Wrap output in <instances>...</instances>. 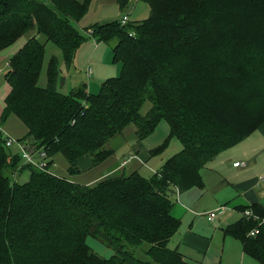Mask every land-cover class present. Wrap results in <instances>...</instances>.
<instances>
[{
  "label": "trees",
  "instance_id": "16d2710c",
  "mask_svg": "<svg viewBox=\"0 0 264 264\" xmlns=\"http://www.w3.org/2000/svg\"><path fill=\"white\" fill-rule=\"evenodd\" d=\"M90 1L0 0V51L26 36L7 61L0 120L14 116L26 130L22 140L29 138L44 159L60 154L71 175L83 155L92 167L104 161L112 153L104 144L130 124L129 135L140 141L165 122L167 135L149 157L172 138L180 149L148 178L121 169L80 185L48 172L49 159L41 169L17 165L20 155L4 147L0 130V264H190L168 246L179 227L170 198L175 189L202 188V167L264 122V0H114L121 11L144 3L148 14L135 23L92 24L83 35L73 23ZM38 36L60 51L65 67L85 36L111 42L119 73L96 94L84 84L62 94L50 57L39 87L44 42ZM144 101L149 107L141 115ZM236 211L240 217L222 235L264 264L263 209L254 203ZM87 236L113 254L93 253Z\"/></svg>",
  "mask_w": 264,
  "mask_h": 264
},
{
  "label": "rangeland",
  "instance_id": "374dc122",
  "mask_svg": "<svg viewBox=\"0 0 264 264\" xmlns=\"http://www.w3.org/2000/svg\"><path fill=\"white\" fill-rule=\"evenodd\" d=\"M109 8L110 5H106L105 0L94 1L91 8L84 14L83 18L80 19L79 24L73 23L74 28L79 33L86 35L85 33L88 32L86 29L90 27L88 25H91L94 21L98 22L94 24H103L114 20L115 15H113V13L106 14ZM122 11L128 13L129 10L125 9ZM146 14H148L147 6L144 3L138 2L132 13L128 15V22L135 23L140 21L147 16ZM122 16L123 15H121L119 19ZM36 38L41 43L44 42L41 36ZM24 40H26L25 35L0 51V116L3 109L4 97L8 93V85L4 79V74L8 69L7 61L19 48H21L24 44ZM96 46L97 48H95ZM111 46V42H96L93 38L85 36L84 41L75 51L71 67H65L60 51L50 42H44V53L37 85L39 87H44L46 63L50 57H53L57 61L56 67L58 75L62 78L61 83L56 86V91L67 94L77 86L84 84L87 93L96 94L102 82L109 78L116 77L119 73V63L113 62L110 58L109 50ZM87 69L90 70L89 74H87ZM148 107L149 103L144 101L139 109V113L143 115ZM21 127L23 126H21L20 122L12 115H9L5 121L0 120V130L3 139L10 137L12 140H16L8 147V150L14 153L18 151L17 145L23 144L27 149L26 151L35 158V148L31 146L32 141L29 138L24 140L20 138L15 139V137L19 135L22 129ZM133 128V125H128L121 134L112 137L104 144V148L110 149L113 152V156L109 157L107 161L102 162L100 165L98 164L99 166L96 165L92 167L90 157L88 155H83L76 161V172L71 175L68 174V163L60 154L56 153L50 159H44V163H46L48 159L51 161L48 172L56 177L69 179L80 185L96 179L100 174L105 172L109 164L119 165L120 160L125 159L132 153L131 147L137 141L132 135H129L130 133L128 132L132 131ZM166 134L167 126L164 121H160L154 131L147 136L146 139L140 140L141 142L138 141V144L141 145L138 149L139 157L142 158V154H146L148 148L161 143V141L165 139ZM179 149V142L172 138L161 154L153 157L148 162L145 160L146 163L140 161L141 159H137L135 155L129 156L131 159L128 157L130 160L124 164L126 165L128 163L123 172L125 174L129 173L136 167L138 174L144 178H148L157 171L165 159L176 153ZM134 163L137 165H134ZM19 164H22V160H20L17 165ZM120 166L123 165L120 163ZM26 177L27 172H23V174L18 176V181L23 182ZM176 198L177 197H175V200L174 197L170 198L173 204L171 214L179 220V227L174 236L169 240L168 246L172 247L174 245V247H177V251L182 253L183 256L189 260L190 264H258L241 254L240 244L236 240L227 236L223 237L221 234V229L225 227L227 223L231 224L235 222L232 214L237 215L236 211L233 212L228 210L225 212L229 214H227V218L224 220H222L223 215H221V213L215 214V219L212 218L211 221L208 222L205 218V214L210 212L209 202L211 205L212 203L205 192L201 193V196L192 203V206L183 204L179 198L178 201H176ZM85 241L91 251L100 257L107 258L113 254L110 248L103 245L97 239L87 236ZM133 256L135 258H143V255H140L137 251L133 252Z\"/></svg>",
  "mask_w": 264,
  "mask_h": 264
},
{
  "label": "crops",
  "instance_id": "0c3cea01",
  "mask_svg": "<svg viewBox=\"0 0 264 264\" xmlns=\"http://www.w3.org/2000/svg\"><path fill=\"white\" fill-rule=\"evenodd\" d=\"M77 1L80 2L82 0H77ZM94 1L96 0L90 1L87 11L91 8ZM105 3L106 5H110V8L107 9L106 14L113 13V15H115L114 16L115 19H119L121 15H126L128 22V15L132 13L138 1H135L132 7L128 9L129 10L128 13H124V11L119 10L114 0H105ZM79 21L76 22V24H79ZM94 23H98V22L94 21L92 24ZM95 48H97V46ZM21 128L22 129L19 132V135L15 137V139L16 138L22 139L24 137L26 130L24 127ZM156 146H152L148 148L146 150L147 153L142 154V158H140L138 155V149L141 147V145L138 144L137 141L132 145L131 147L132 153H130L128 157L131 155H135L137 159H141L140 161L145 162L146 160V162H148L153 158L148 156V151L155 148ZM112 156H113V152L102 162L107 161V159ZM128 157H126L123 160H120V163L128 159ZM120 163L119 165L112 163L109 164V167L106 168L105 172L100 174V176H98L96 179L90 180L83 185L92 184L97 180L107 175H110L111 173L116 172L118 170L122 169L123 171L128 163L123 166H120ZM134 165L137 164L134 163ZM133 170H136V167ZM200 171L203 172V173L200 172L202 185H203L202 188H191L185 192H179L177 194L176 201H178L179 198L183 204L187 206H192V203L201 196V193L205 192L206 196L211 199L212 205L209 202L210 205L209 208L211 209L210 212L213 211L212 213L214 214V219H215V214L221 213V215H223L222 220L227 218V214L229 213L226 214L225 212H227L228 210L235 212L239 207L250 206L254 203L260 205L264 211V122H262L258 126V128L255 131H253L247 138H245L238 144L230 148H227L221 151L219 154H217L213 159L207 162ZM172 196L174 197V194ZM171 209H170V214H171ZM232 216L235 219L234 221H236L240 217V214L237 212V215L232 214ZM171 248L177 250V247H174V245Z\"/></svg>",
  "mask_w": 264,
  "mask_h": 264
},
{
  "label": "built area",
  "instance_id": "2783aa9c",
  "mask_svg": "<svg viewBox=\"0 0 264 264\" xmlns=\"http://www.w3.org/2000/svg\"><path fill=\"white\" fill-rule=\"evenodd\" d=\"M120 21L121 23H125L127 21V17L126 16H122L120 18ZM89 69H87V74H89ZM16 140H12L10 137H6L4 139V147H10L12 145V143H14ZM26 146V145H25ZM18 147V154L20 155V158L22 160L23 163H27V164H30L38 169H41L42 167H44L45 163H44V158H45V155L44 153L42 152L41 149H37V150H34V153H35V158L33 157L32 154H29L26 150V147L23 146V144H18L17 145ZM131 159V157H129ZM38 159V160H37ZM130 159H128L127 161H129ZM127 161H122L121 162V165H124ZM177 190L175 189V197H177ZM242 215L246 218H253V219H256V217H254V215H252V213L249 211V210H244L242 211ZM206 216V220L209 222L211 221L212 218H214V214L212 212H209L208 214H205ZM256 233L255 230H251L248 235L249 236H252Z\"/></svg>",
  "mask_w": 264,
  "mask_h": 264
}]
</instances>
